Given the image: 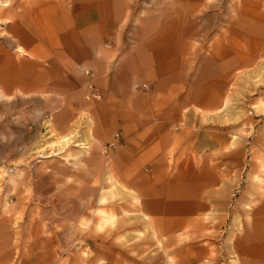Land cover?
<instances>
[{
    "label": "crops",
    "instance_id": "obj_1",
    "mask_svg": "<svg viewBox=\"0 0 264 264\" xmlns=\"http://www.w3.org/2000/svg\"><path fill=\"white\" fill-rule=\"evenodd\" d=\"M18 11L0 23V90L43 107L72 144V159L36 166L63 171L67 191L52 200L75 202L76 186L91 194L111 173L140 224L126 242L121 226L82 231L84 248L80 227L50 238L26 227L34 237L15 243L0 225V264H264V112L235 95L264 54V6L34 0ZM89 83L101 100L85 99Z\"/></svg>",
    "mask_w": 264,
    "mask_h": 264
},
{
    "label": "rangeland",
    "instance_id": "obj_2",
    "mask_svg": "<svg viewBox=\"0 0 264 264\" xmlns=\"http://www.w3.org/2000/svg\"><path fill=\"white\" fill-rule=\"evenodd\" d=\"M31 1L34 0H1L8 6H0V23H4L5 13L11 12L15 16L19 13L20 3ZM251 1L264 6V0ZM3 28L0 25V46L5 44L3 42L7 36ZM243 73H246L245 77H242ZM239 76L243 88H237L235 95L249 100L250 107L247 109L264 112V54L254 59L252 67ZM0 93V225L12 232L13 241L24 242L27 236L34 237L35 234L24 233L26 227L42 228L46 233L41 236L50 238L52 235L49 231L54 226L68 224L81 228L76 241L82 248L85 247L82 231L94 236L116 226L123 227L126 242L140 224L132 194L116 185L111 173H108V185L93 186L92 189L97 191L91 194H84L83 187L76 186L75 202L61 196L59 202L52 200V194L58 189L61 193L67 191L66 187L62 188L55 181L62 179L63 171H53L46 165L38 169L36 166L39 162L52 159H72L73 154L69 153L72 144L63 145L58 141L62 136L55 132L50 113H45L43 107L21 105L18 95L8 98L2 90ZM82 198H86V201ZM52 209L61 213L70 210L74 215L58 217L52 213ZM80 236L82 239H78ZM85 252L82 254L87 256L89 246H86Z\"/></svg>",
    "mask_w": 264,
    "mask_h": 264
},
{
    "label": "built area",
    "instance_id": "obj_3",
    "mask_svg": "<svg viewBox=\"0 0 264 264\" xmlns=\"http://www.w3.org/2000/svg\"><path fill=\"white\" fill-rule=\"evenodd\" d=\"M83 72L86 76L92 77V74L89 71H83ZM143 88H146V86L144 85ZM85 99L89 101L90 100H95V101L101 100L100 92L96 89V87L92 83H89V85L87 86V94L85 96ZM115 139H118V135H115ZM108 148L114 149L115 148L114 143L109 144Z\"/></svg>",
    "mask_w": 264,
    "mask_h": 264
},
{
    "label": "bare ground",
    "instance_id": "obj_4",
    "mask_svg": "<svg viewBox=\"0 0 264 264\" xmlns=\"http://www.w3.org/2000/svg\"><path fill=\"white\" fill-rule=\"evenodd\" d=\"M8 4L7 3H3V2H1V0H0V6H2V7H6ZM58 141H61L62 142V144L64 145V144H69L70 143V140H69V138H67V137H63V138H61L60 140H58ZM54 153V152H53ZM58 153V152H57ZM44 156V155H43ZM45 157V156H44Z\"/></svg>",
    "mask_w": 264,
    "mask_h": 264
}]
</instances>
